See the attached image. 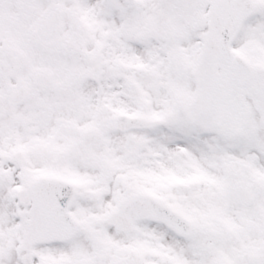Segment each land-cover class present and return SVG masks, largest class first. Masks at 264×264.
Segmentation results:
<instances>
[{
    "label": "snow or ice",
    "instance_id": "obj_1",
    "mask_svg": "<svg viewBox=\"0 0 264 264\" xmlns=\"http://www.w3.org/2000/svg\"><path fill=\"white\" fill-rule=\"evenodd\" d=\"M0 264H264V0H0Z\"/></svg>",
    "mask_w": 264,
    "mask_h": 264
}]
</instances>
